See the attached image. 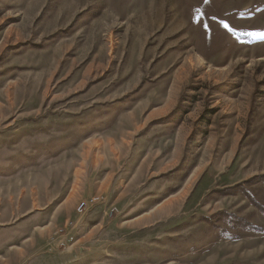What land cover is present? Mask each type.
I'll list each match as a JSON object with an SVG mask.
<instances>
[{"label":"rangeland","instance_id":"obj_1","mask_svg":"<svg viewBox=\"0 0 264 264\" xmlns=\"http://www.w3.org/2000/svg\"><path fill=\"white\" fill-rule=\"evenodd\" d=\"M0 264H264V0H0Z\"/></svg>","mask_w":264,"mask_h":264},{"label":"built area","instance_id":"obj_2","mask_svg":"<svg viewBox=\"0 0 264 264\" xmlns=\"http://www.w3.org/2000/svg\"><path fill=\"white\" fill-rule=\"evenodd\" d=\"M92 202L94 201V200H91ZM86 206H87V204L85 203V202H81L77 207H76V209H77V213H82L83 211H84V209L86 208Z\"/></svg>","mask_w":264,"mask_h":264}]
</instances>
